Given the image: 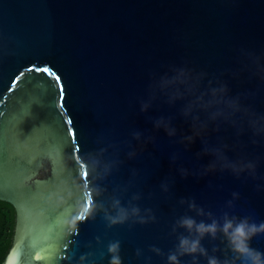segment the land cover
I'll use <instances>...</instances> for the list:
<instances>
[{
  "label": "water",
  "instance_id": "obj_1",
  "mask_svg": "<svg viewBox=\"0 0 264 264\" xmlns=\"http://www.w3.org/2000/svg\"><path fill=\"white\" fill-rule=\"evenodd\" d=\"M244 53L264 64V0H0V200L16 209L2 264H109L108 245L117 240L123 264H167L178 235H188L173 232L179 217L211 223L181 200H195L221 223L224 212L264 221V137L203 112L207 127L196 129L181 112L185 101L172 105L163 96L141 111L155 79L186 67L203 74L202 88L224 84L229 97L264 113V82L246 68ZM55 76L64 88L63 116ZM161 117L170 118L175 136L155 126ZM206 148L255 161V176L219 166L205 171L216 160ZM102 149L111 172L100 177L89 167L85 180L80 164ZM134 194L156 222L109 227L103 209L114 214L113 198L127 207ZM89 198L96 211L77 221ZM202 243L210 255L235 259L222 234ZM250 243L264 252V234ZM192 259L181 257V264Z\"/></svg>",
  "mask_w": 264,
  "mask_h": 264
},
{
  "label": "clouds",
  "instance_id": "obj_2",
  "mask_svg": "<svg viewBox=\"0 0 264 264\" xmlns=\"http://www.w3.org/2000/svg\"><path fill=\"white\" fill-rule=\"evenodd\" d=\"M247 56L250 65L246 68L252 72L254 76H258L264 82V64L260 59L251 53H244ZM203 74L194 75L193 72L186 67H173L168 73L161 75L155 79L150 85L147 99L141 101V111L147 112L152 106L154 100L163 96L166 102L174 105L177 101H185L181 112L186 118H191L193 126L196 129H204L207 127V121H202L200 113H206L208 120L216 121L223 119L225 122L231 123L233 127L243 130L246 126L253 133L254 137H264V113H256L241 102V97H229L228 88L224 84L214 86L209 81V86L202 88ZM253 95H255L253 93ZM157 128L163 127L167 134L176 135V129L171 126L170 118L161 117L155 122ZM199 134V133H198ZM134 138L139 139L141 134L134 133ZM187 141L191 142L192 137H186ZM253 142H257L253 140ZM226 147V146H225ZM206 151L212 152L216 156V160L208 166L205 171L214 170L219 166L222 170L228 169L233 174L239 176L241 173L247 172L255 176L257 164L252 160H230L223 152L222 148H206ZM104 149L100 153L90 155L88 163L84 165L86 169L89 167L91 171L103 177L111 172L112 163L102 162L101 157ZM134 152H130L129 156H134ZM175 159V157H174ZM183 174L187 171L182 169ZM164 191H168V186L162 185ZM97 194H101V190L97 189ZM238 193H233V198L238 197ZM139 194H134L132 199L125 207L119 198H113L112 209L113 213L105 211V220L108 226L122 225L128 221L133 223L147 224L156 222V216L151 208L144 209L134 203L140 200ZM187 204L190 211L201 217H207L211 223L205 221H197L193 216L183 215L179 217L173 227V232H179L184 229L188 235L179 234L178 244L174 251L167 255V264H181V257L191 256L192 264H199L198 257L203 256L207 260V264H235V259H240L242 264H264V252H260L251 247V240L257 234H264V221L258 224L250 221L248 217L238 218L230 216L228 212H224L221 220L217 219L213 213L206 212L204 208L199 207L195 200L184 201L181 204ZM99 207L103 208V205ZM227 207H233V201H228ZM96 208L93 205H86L81 214L76 218L77 221L87 219L92 216ZM73 231L76 230V223L72 224ZM223 235L227 241V247L233 253L235 259H229L227 256L223 260L215 255H210L208 250L203 246L202 241L211 237L215 241L220 235ZM121 243L120 241L110 242L108 245V253L111 255L109 264H123L120 256ZM157 255H163L161 249L152 247L151 249ZM219 251L213 247V252ZM141 250L137 249V256H141ZM84 258L82 257V260Z\"/></svg>",
  "mask_w": 264,
  "mask_h": 264
},
{
  "label": "trees",
  "instance_id": "obj_3",
  "mask_svg": "<svg viewBox=\"0 0 264 264\" xmlns=\"http://www.w3.org/2000/svg\"><path fill=\"white\" fill-rule=\"evenodd\" d=\"M16 211L14 206L0 200V264H2L14 241Z\"/></svg>",
  "mask_w": 264,
  "mask_h": 264
},
{
  "label": "snow or ice",
  "instance_id": "obj_4",
  "mask_svg": "<svg viewBox=\"0 0 264 264\" xmlns=\"http://www.w3.org/2000/svg\"><path fill=\"white\" fill-rule=\"evenodd\" d=\"M29 70H33V69H29ZM37 72L41 71V69H35ZM43 71L45 73H48V69L47 68H44ZM50 74V73H49ZM51 75V74H50ZM55 82H56V86L57 88L59 89V96L58 98L55 100V106H56V109L57 111L59 112V114L61 116L64 115V112L62 111V109L64 108V104H63V101H64V88H63V84L61 83L60 81V77L59 76H55ZM66 123L68 124V135L72 138L73 140V143L75 145V148H74V151H78L79 150V146L77 144H75V132L72 131L71 129V124H72V121L69 119L66 121ZM87 162H84L82 164H80V167L82 168V176L85 178V180L88 178L89 176V171L84 167V165L86 164ZM86 205H93V200L91 198L88 199L87 201V204ZM85 220V219H84ZM83 221V220H81ZM37 260L40 259L39 256L36 257Z\"/></svg>",
  "mask_w": 264,
  "mask_h": 264
},
{
  "label": "flooded vegetation",
  "instance_id": "obj_5",
  "mask_svg": "<svg viewBox=\"0 0 264 264\" xmlns=\"http://www.w3.org/2000/svg\"><path fill=\"white\" fill-rule=\"evenodd\" d=\"M15 211H16V209H15Z\"/></svg>",
  "mask_w": 264,
  "mask_h": 264
}]
</instances>
